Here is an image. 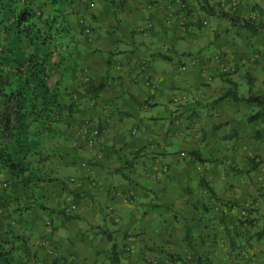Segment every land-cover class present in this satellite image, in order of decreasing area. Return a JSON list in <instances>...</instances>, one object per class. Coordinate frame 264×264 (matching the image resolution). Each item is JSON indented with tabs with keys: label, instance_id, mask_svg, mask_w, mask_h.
Listing matches in <instances>:
<instances>
[{
	"label": "crops",
	"instance_id": "0c3cea01",
	"mask_svg": "<svg viewBox=\"0 0 264 264\" xmlns=\"http://www.w3.org/2000/svg\"><path fill=\"white\" fill-rule=\"evenodd\" d=\"M206 2L264 23V0H35L45 17L57 8L69 28L71 58L58 48L61 88L85 93L90 80L104 85L81 98L80 112L48 142L46 169L64 185L42 182L32 194L27 187L32 208L10 227L27 235L40 262L110 264L111 234L125 264L170 263L164 252H179L169 237L175 213L202 214L220 203L204 179L234 203L223 206L229 217L220 236L228 243L230 230L242 227L239 209L252 208L234 264H264V141L255 137L264 121H249L255 102H216L229 89L240 97L264 93V29L210 15ZM6 35L0 24V42ZM87 122L100 130L93 145L77 135ZM152 244L161 251L144 250ZM227 257L214 264H230Z\"/></svg>",
	"mask_w": 264,
	"mask_h": 264
},
{
	"label": "trees",
	"instance_id": "16d2710c",
	"mask_svg": "<svg viewBox=\"0 0 264 264\" xmlns=\"http://www.w3.org/2000/svg\"><path fill=\"white\" fill-rule=\"evenodd\" d=\"M8 3L6 7H2L0 0V13L4 14L0 24L4 25L7 34L0 43V174L4 171L13 179H27L28 187H32V194L34 186L42 182L64 185L60 178L51 176L46 169V161L53 156L48 142L60 134V123L65 118L80 112L81 98L92 95L95 97L104 85L96 86L90 80L85 85V93L79 89L63 90L60 80L53 87L50 86L49 64L46 57L39 53V49L54 43L58 48H65L67 54H63V59L71 58L73 51L69 49V28L64 14L54 8L45 17L44 6L40 10L34 9L35 0H8ZM202 8L210 15L227 17L233 25H241L253 33L264 29L263 22L237 16L208 2ZM60 64L57 61L55 66ZM227 98L257 103L259 110L249 117V121H264V93L240 97L236 91L229 89L216 102ZM255 137L264 141V127L256 131ZM13 147L18 148L17 151ZM24 158L30 163L25 165ZM200 160L206 161L203 158ZM202 183L224 207L229 209L234 206L232 201L217 197L215 190L204 179ZM17 199L20 198L17 196ZM30 199L31 196L22 204L19 202L17 211L24 213L31 209ZM59 214L67 217L64 211H59ZM174 216L177 217V213ZM184 224V240L192 249L193 255L196 254V264H205L190 240L192 228L187 217H184ZM24 234H14L13 231H9L7 237L0 234V264H44L38 260ZM109 239L112 241L108 251L110 264H125L117 241L111 234ZM152 249L161 251L157 247ZM164 255L170 264L178 261H182V264L190 263L179 253L164 252Z\"/></svg>",
	"mask_w": 264,
	"mask_h": 264
},
{
	"label": "rangeland",
	"instance_id": "374dc122",
	"mask_svg": "<svg viewBox=\"0 0 264 264\" xmlns=\"http://www.w3.org/2000/svg\"><path fill=\"white\" fill-rule=\"evenodd\" d=\"M39 53L46 57V61L49 64L48 81L50 83V86L53 87L59 79L60 71L58 69L64 68L63 62H61L60 66H55V63H57V61L60 59L61 54L58 53V47H56L54 43H50L47 47L40 48ZM12 149L14 151H17L18 148L13 147ZM24 161L25 165L30 163V161H27L25 158ZM0 178V234L2 235V237H7L6 234L11 231L9 229L13 225V220L15 218H19L20 216V211H17L18 203L21 202L20 204H22L24 200L27 201V196L25 193L27 192L28 180L13 179L9 177V175L4 171L1 172ZM17 196L20 198L19 200L17 199ZM251 210L252 208L247 206L239 209L238 218L236 221L241 222L242 227L239 226V228L241 229L240 231H236L234 229L230 230V243H228L227 240L225 241L224 239H222L223 236H220L221 234L227 233L226 231H223V223L225 222V219L227 218L228 220L229 217V215H226L227 212L221 203H219V205L213 204V206L210 207L209 210L202 214H198V211L193 212L192 214H186L182 212V210H180V213L177 215V221L175 222L172 230H170L171 234L169 235V237H174V241H170V243L174 245V247L177 246L179 248L178 253H180L184 258L190 261L189 264H196V254L193 255L192 249L187 246L184 240L186 231L183 232L182 228H179V226L184 227V217H188L190 226L192 228L190 240L197 247V251L199 253L205 256L207 255L206 257H208V259L205 261V264H214V260H218L220 258H222L223 260V257L226 256H228L227 260L230 262V264H234V260L238 259L237 257H235L238 255L237 250L245 247L242 246V244H239L241 243V236H243V234L247 232L249 235V231L243 228V224L247 222L246 219L249 218ZM204 222L207 224L206 227ZM203 225L205 228H203ZM12 231L14 232V234H24V232H21L20 229L18 231ZM178 232L182 234L180 235V243L179 239L178 241L176 240ZM138 235L139 234H133L132 236L137 237ZM25 237H27V235H25ZM152 247H155V245H147L146 248L144 247V250L148 249L149 252L154 253V251L151 249ZM145 261L149 264H170L157 259H145Z\"/></svg>",
	"mask_w": 264,
	"mask_h": 264
},
{
	"label": "built area",
	"instance_id": "2783aa9c",
	"mask_svg": "<svg viewBox=\"0 0 264 264\" xmlns=\"http://www.w3.org/2000/svg\"><path fill=\"white\" fill-rule=\"evenodd\" d=\"M236 2H234L232 5H233V7L235 8L236 7ZM40 14V12L38 11V15ZM181 69L182 70H185L186 69V65H183L182 67H181ZM231 68H225L223 71L224 72H227V73H229V72H231ZM77 135L79 136V137H83V138H85V139H87L88 141H89V143L91 144V145H93L96 141H97V139H98V137H99V135H100V130L98 129V128H96V127H92L91 125H90V123L89 122H87L79 131H78V133H77ZM96 181L94 182V184L96 185ZM113 194H114V196L115 197H121L122 195H121V192L120 191H118V190H115L114 192H113ZM126 201H128V200H126L125 199V202ZM129 202H134V200L133 199H131V200H129ZM74 208H75V206H73ZM113 208L112 207H110V210H112ZM245 213V212H244ZM42 246L43 247H45V248H48L49 249V251L50 252H53L52 251V248L50 247V241H49V239H44L43 241H42Z\"/></svg>",
	"mask_w": 264,
	"mask_h": 264
}]
</instances>
